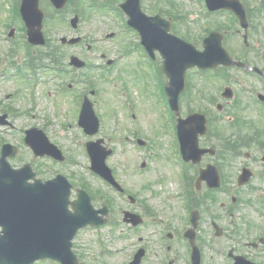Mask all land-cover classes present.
I'll return each instance as SVG.
<instances>
[{"label":"rangeland","instance_id":"rangeland-1","mask_svg":"<svg viewBox=\"0 0 264 264\" xmlns=\"http://www.w3.org/2000/svg\"><path fill=\"white\" fill-rule=\"evenodd\" d=\"M16 1L0 0V108L4 111L11 109L15 112V116L11 119L12 125L0 126V145L2 141H10L19 145L21 154L15 162L20 164L32 160L34 168L43 171V177H51L56 172H62L78 186L81 182H85L84 185L94 196L97 206L103 204L100 199L101 195L108 196L109 223L101 228L83 229L76 239L79 243L81 242V255L89 264H124L131 250L136 251L137 246L131 244L136 245L137 240H159L156 245L159 246L158 257H161L163 256L162 248L168 244L167 235L170 233L173 235V240H181V264H186L191 246L186 238L181 239L178 234L183 233L189 227L188 209L184 204L183 182L185 181L181 176L183 170L177 162L175 164L172 160L174 159L172 158L173 153L171 155L172 145L175 146L174 139L171 138V128L167 125L168 119L171 120V118L160 96L158 84L148 83L137 75V70L131 73V66L136 64L137 59L122 56L130 45V37H128L130 33L124 32L127 17L121 13L122 11L115 9L124 0H73L65 12L56 15L51 20H46L44 29L50 46L56 47L50 50L51 57L48 59H43L47 48L41 49L28 43L26 29L23 28L24 23L17 16L15 17L18 14L17 11L19 12ZM44 3L45 0L42 5ZM142 3L143 9L150 14L157 9H162L174 16L183 15L187 20L183 21L181 28L186 30L188 28H184L185 26L191 28L188 19L198 18L199 15L203 18L206 11L203 0H142ZM98 5L108 7H97ZM258 9L264 12V5L258 3ZM75 13H78L81 18L77 30L70 25ZM119 30L121 34L106 38L107 34L119 32ZM198 31L190 32L194 35L198 34ZM183 33L189 35L187 31ZM63 36H82L85 40L77 45H62L60 38ZM132 39L135 40L134 36ZM259 40L260 49L257 53L262 54L264 53L262 44L264 40L262 37H259ZM29 44L30 49H28ZM88 44L92 45L91 50L88 49ZM234 44L238 45V49L230 47L231 54L237 59L244 47L240 38H235ZM236 50L239 54L235 52ZM257 53L252 57H256ZM102 54L106 55L107 59H115L117 64L104 68L106 60L102 59ZM72 55L87 60L91 66L79 70L72 69L69 65ZM252 57L249 60L254 61ZM58 61L59 64H55ZM28 63L33 64V70L28 68ZM19 66L23 68L21 72H19ZM260 66L263 68V63H260ZM68 69L71 70L65 72ZM58 70L64 72L58 74ZM234 70L238 72L237 69ZM236 75L239 76V74L234 76ZM187 76L190 77L192 86L200 88L194 93V101H190L189 96L186 97L185 109L189 108V103L192 104V108L209 109L210 105L207 100L212 96L218 98L217 87H211L207 79H200L198 77L201 75L191 74V71H188ZM81 79L90 84L86 86L80 81ZM232 81L235 80L232 78ZM232 81H229V85L236 89L234 95L236 96L239 92L242 99H249L251 94L238 89ZM91 85L99 92L100 105L97 107V112L102 122L100 135L105 137L108 146L114 149V154L107 162L126 190L145 201L150 206L148 207L150 214L162 218L158 223L152 220L154 225L143 224L141 225L143 227L131 230L129 225L123 222V209L130 208L127 197L110 189L89 169L91 162L87 154L86 143L91 137L79 131L80 103L76 97L72 96L79 95L83 87L90 88ZM152 86L158 92L159 102L164 108L163 114L161 105L156 102ZM129 96L140 113L138 122H134V119L129 117L127 108V97ZM226 102L229 113L236 111L237 108L232 105V102L223 98V103ZM251 106L248 105L250 109H253ZM34 126L47 127V132L53 136L54 141L68 156L67 163L58 164L46 159L33 160L32 151L24 144L23 130ZM229 127L226 132H230ZM131 132L139 133L138 136L147 141V147L141 148L126 141L128 140L125 139L126 134ZM232 161L233 164L226 166L224 170L227 173L224 184L232 190L234 195L250 200L249 206L241 204L240 209L236 206L238 210L235 212H247L253 226H257L254 230L258 234L260 230L263 232L262 229H258L259 226L264 227V224L258 223L260 220L264 221V216H262L264 178L254 175V182L259 192L263 193L258 201L256 200L258 196L255 195L256 190L251 191L248 185L239 186L237 184V175L245 162L244 158L240 157ZM248 164L255 166L252 163ZM193 172L194 170L189 168L188 176L191 177ZM191 183L192 188H195L196 179ZM198 192L200 201L206 202L200 223V234L206 242L212 246L229 249L236 240H252L253 232H248L245 227L237 228L235 226L236 217L231 218L230 214H226L225 206L232 207L230 195L227 196L223 192L209 194L202 185ZM253 204H257L258 209L259 207L262 209L261 215L252 206ZM215 213L223 216L222 219L216 221L218 225L229 231L221 234L220 238H215L212 234L214 227L210 223V217ZM149 220L147 219L146 222L151 223ZM164 223L168 226L167 233L163 229ZM232 231H237V233L234 234ZM164 233L165 237L160 238ZM106 240L112 241L107 242ZM105 244L110 246L114 254L110 256L99 254ZM201 248L207 262L210 260L216 264L228 263L225 257L212 251L210 246L203 245ZM161 260L162 258H157L155 261L160 263ZM40 264L58 263L48 261Z\"/></svg>","mask_w":264,"mask_h":264},{"label":"water","instance_id":"water-1","mask_svg":"<svg viewBox=\"0 0 264 264\" xmlns=\"http://www.w3.org/2000/svg\"><path fill=\"white\" fill-rule=\"evenodd\" d=\"M68 0H52L57 8H63ZM40 0H22L21 11L28 28L29 40L32 44H45L46 39L42 31L44 13L39 7ZM210 8H233L245 21V11L237 0H208ZM122 8L130 15L129 23L137 28L143 38V43L154 53L155 49L164 56V70L169 75L171 82L167 89L171 96L172 104L177 107V101L184 88L186 70L195 65L201 68L215 67L219 64H233V60L221 45V39L210 36L205 43V50L198 51L194 45L176 35L170 34L169 22L163 18L146 16L141 7V0H126ZM79 17L72 19V24L77 27ZM80 38L62 42L76 43ZM72 64L83 66L84 62L78 57H72ZM92 122L94 133L98 130L99 122L94 113L93 106L86 101L82 110L81 125L85 127ZM184 124L187 121H183ZM34 130L31 138L27 140L34 145L39 153H44L47 138L42 131ZM206 131L205 123L198 129L189 130L180 127L185 156L189 159L199 157L205 149L198 147V135ZM40 142L42 146L35 143ZM92 152L93 163L97 170L107 179L115 182L110 169L106 166L105 159L111 151L99 150L97 146L88 145ZM198 151L201 153L198 156ZM201 178H206L210 187L220 185L219 174L215 166L204 169ZM241 182L247 181L250 172L245 170ZM33 177L29 167L23 170H13L9 163L3 159L0 165V264H32L36 260L53 258L63 264H79L71 251V240L77 230L88 223L100 224L92 211L89 198L75 204L78 212L74 216L68 215L67 207L70 187L62 178L60 182H49L47 185L29 184L28 179ZM200 178V179H201ZM116 183V182H115ZM81 211V212H80ZM107 214L108 210H101ZM127 215H131L127 213ZM132 221L137 224L141 220L136 215H131ZM126 220H128L126 218ZM195 221V218L193 219ZM106 220L101 219V223ZM196 224V223H195ZM194 228L187 233L192 240L195 238ZM140 258H138L137 262Z\"/></svg>","mask_w":264,"mask_h":264},{"label":"flooded vegetation","instance_id":"flooded-vegetation-1","mask_svg":"<svg viewBox=\"0 0 264 264\" xmlns=\"http://www.w3.org/2000/svg\"><path fill=\"white\" fill-rule=\"evenodd\" d=\"M261 3V5H264V0H242L243 4L246 6L247 9V25L245 29L244 24L242 23L241 19L236 16L231 11H218L216 13L211 14H205L201 17L200 15L198 18H190L188 19L189 27L182 29L181 26L184 24L183 21H186V18L180 17L175 19L173 17H170L173 23V28L176 27V33L181 32H188L189 37L192 38L193 42L199 47H202L204 38L210 34L212 31H218L221 33L223 37V43L226 46L227 49L231 51V48H237L238 45H235V38H240L242 41V45L244 47V50L242 49V52L240 56L238 57L239 60H242L246 64L253 66V67H259L261 71H250L243 67H226V66H220L219 70L220 73L207 71L206 74L209 73L208 76L205 78L198 77L200 79H207L209 81V85L211 87H217V95L218 98L212 96L210 99H208V103L210 105L209 109H199V108H192L191 106L187 109H185L186 100L184 99L183 104L184 107L180 111V116L182 118H186L194 113L201 112L205 114L207 118V125H208V132L207 135L204 137V140L201 145L204 147L210 148V152L207 153L202 157V166H205L210 163H214L218 165L219 168H221L220 173L222 178H226L227 173H225L226 166L233 164L232 160H237L240 157H243L245 162L242 165V167H250L252 168L254 175H259L262 177L264 175V161H263V155H264V53L259 54L257 51L260 49V40L259 37H262L264 40V12H260L258 9V3ZM199 30L198 34H194L190 31ZM247 31V32H246ZM247 33L248 40L250 41V44L244 43V34ZM262 44L264 45V41H262ZM138 55H132L134 52H129V56H133L135 59H137L136 64L134 66H131L130 72L137 70V75H142L144 73L143 71V62H142V55H139V53H142V48L138 47ZM238 53V51H235ZM264 52V50H263ZM257 53L256 57H252V55H255ZM239 54V53H238ZM252 57L254 61L249 60V58ZM156 59V58H155ZM256 61V62H255ZM156 63L157 69V76L156 80L160 82L161 84H165L167 82V77L165 76L163 70H162V64L158 59L154 61ZM260 63H263V68L260 66ZM141 66V70H140ZM234 69H237L238 72H236ZM239 74L237 76V82H233L238 86V89L243 90L245 92H248L251 94L249 96V99H242L239 96V92L237 95H234V99L230 100L232 102V105L236 107V111L229 113L228 110V104L223 103V98L226 93H230L231 95L236 92V89L233 88L231 85H229V81L232 80L229 76H232L233 74ZM190 85H191V79H190ZM191 93H190V101H194V93L198 91L200 87H194L191 85ZM208 89V87H206ZM206 88H204V92H206ZM203 92V93H204ZM211 96V94H210ZM192 105V104H191ZM248 105H252L251 107L253 109H250ZM5 112V111H3ZM8 113L11 116L10 112ZM180 117L177 116V120ZM175 122V128L176 130V117L174 119ZM229 127L230 132H226L227 127ZM203 143V144H202ZM214 149L213 151H211ZM260 150V152H259ZM247 162V163H246ZM248 163H252L255 166H249ZM204 164V165H203ZM201 166V168H202ZM241 167V169H242ZM194 168L201 169L200 167L195 166ZM195 169V170H197ZM239 175V174H238ZM237 175V177H238ZM256 190V189H254ZM219 192V191H218ZM258 192L255 191V195ZM190 196H192L191 193H189ZM260 194V192H259ZM263 194V193H261ZM260 194V195H261ZM256 200L260 201L259 197ZM77 195L72 194V200H76ZM243 203V200H236V203ZM254 207L257 206L253 205ZM203 209V208H202ZM201 213V212H200ZM226 214H230L226 211ZM202 215V214H201ZM233 215V214H230ZM240 220L238 223L241 222L243 226L247 229H251L253 233H255L256 227L253 226L252 221L250 220V217L248 213H240ZM202 217V216H201ZM200 217V221L198 222V236L196 237V244L200 251V257H199V264H210L214 263L209 260L207 262L204 259V253L202 251L203 245H208L211 248L215 249L218 252H224L226 250L227 253V259L228 264L234 263V256L237 255H243L250 260L254 262H264V234H261V230L258 233V236H252V240H236L235 243L231 245V247L228 249L226 247L225 249L219 248L218 246H212L209 242H206L200 234V227H201V221L202 218ZM211 224L214 227V224H218L216 221L223 218L221 214L215 213L211 215ZM190 215L187 217V222L189 225L190 222ZM259 224L263 225L264 221L260 220L258 222ZM223 229V228H222ZM258 229H263L259 226ZM214 230V229H213ZM227 230L222 231V234L225 233ZM220 238V237H218ZM81 241V240H80ZM140 242L137 245L136 251L139 248H144L145 255L143 257L141 264H168L169 262L173 264H181V250H180V241L181 240H168V244L164 245L162 248L163 250V256L158 257L160 254L158 252L159 246L156 245L157 241L159 240H139ZM217 242V241H216ZM263 242V243H261ZM188 244L191 246V244L188 242ZM189 246V247H190ZM74 249L79 254V257L82 259L81 255V242L79 243V240H75L74 242ZM134 253V252H133ZM131 254L130 257H132L134 254ZM166 253V257L164 258ZM192 247L190 249V254L187 255V263L186 264H192ZM234 259H232V258ZM157 258H162L161 262H157ZM198 264V263H197Z\"/></svg>","mask_w":264,"mask_h":264}]
</instances>
